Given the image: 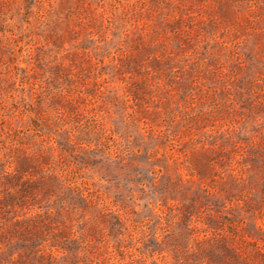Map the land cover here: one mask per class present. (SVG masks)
<instances>
[{"label":"rangeland","instance_id":"374dc122","mask_svg":"<svg viewBox=\"0 0 264 264\" xmlns=\"http://www.w3.org/2000/svg\"><path fill=\"white\" fill-rule=\"evenodd\" d=\"M0 264H264V0H0Z\"/></svg>","mask_w":264,"mask_h":264}]
</instances>
